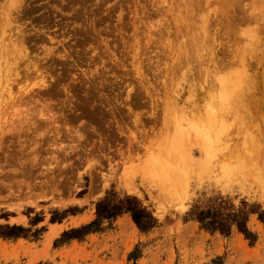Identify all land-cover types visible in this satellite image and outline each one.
Wrapping results in <instances>:
<instances>
[{
    "label": "rangeland",
    "instance_id": "rangeland-1",
    "mask_svg": "<svg viewBox=\"0 0 264 264\" xmlns=\"http://www.w3.org/2000/svg\"><path fill=\"white\" fill-rule=\"evenodd\" d=\"M111 191L157 227L54 246ZM218 199L264 211V0H0V225L32 230L0 264H264L258 214L254 245L188 218Z\"/></svg>",
    "mask_w": 264,
    "mask_h": 264
},
{
    "label": "trees",
    "instance_id": "trees-1",
    "mask_svg": "<svg viewBox=\"0 0 264 264\" xmlns=\"http://www.w3.org/2000/svg\"><path fill=\"white\" fill-rule=\"evenodd\" d=\"M77 211V208H70L63 212L55 211L52 213L50 223H62L67 216L74 215ZM124 214H129L143 233L150 232L158 225V220L153 213L144 207L138 198L132 196L121 198L111 191L97 202L96 218L92 222L63 232L61 237L55 240L54 246H63L76 240L83 241L91 234L104 232L107 228L106 222L111 226L117 218ZM253 214H258L259 220L264 222V211H260L257 206L243 201L242 206L236 208L229 200L218 199L207 207L194 206L188 213V218L199 223L202 230L212 234L220 233L228 237L234 230H237L251 245H254L258 236L248 227L249 218ZM41 222L43 219L36 217L32 226ZM41 231H35L32 237L39 239ZM31 234L32 230L20 225H0V238L4 240L28 239ZM140 256L141 252L136 249L130 254L129 260H137ZM212 264H223V259L218 257L212 261Z\"/></svg>",
    "mask_w": 264,
    "mask_h": 264
},
{
    "label": "crops",
    "instance_id": "crops-1",
    "mask_svg": "<svg viewBox=\"0 0 264 264\" xmlns=\"http://www.w3.org/2000/svg\"><path fill=\"white\" fill-rule=\"evenodd\" d=\"M0 240H1V239H0ZM1 241H2L3 243H16V242H17V241H16V242H11V241H10V242H6V241H3V240H1Z\"/></svg>",
    "mask_w": 264,
    "mask_h": 264
},
{
    "label": "bare ground",
    "instance_id": "bare-ground-1",
    "mask_svg": "<svg viewBox=\"0 0 264 264\" xmlns=\"http://www.w3.org/2000/svg\"><path fill=\"white\" fill-rule=\"evenodd\" d=\"M7 14V13H6ZM4 33V32H3Z\"/></svg>",
    "mask_w": 264,
    "mask_h": 264
}]
</instances>
